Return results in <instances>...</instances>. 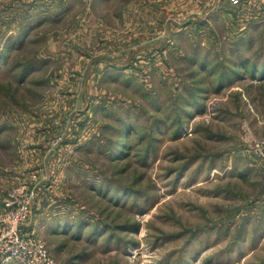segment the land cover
Segmentation results:
<instances>
[{"label":"rangeland","instance_id":"rangeland-1","mask_svg":"<svg viewBox=\"0 0 264 264\" xmlns=\"http://www.w3.org/2000/svg\"><path fill=\"white\" fill-rule=\"evenodd\" d=\"M238 1L0 0V52L31 28L0 68V211L34 194L26 231L56 264H264V78L247 69L264 4ZM123 186L119 204L98 193Z\"/></svg>","mask_w":264,"mask_h":264},{"label":"built area","instance_id":"built-area-1","mask_svg":"<svg viewBox=\"0 0 264 264\" xmlns=\"http://www.w3.org/2000/svg\"><path fill=\"white\" fill-rule=\"evenodd\" d=\"M231 2L239 4L238 0ZM257 147L262 149L264 142ZM29 198L34 201L36 196L31 194L28 197L26 190L12 191L3 203L0 211V264H56L46 245L26 231L32 210Z\"/></svg>","mask_w":264,"mask_h":264},{"label":"trees","instance_id":"trees-1","mask_svg":"<svg viewBox=\"0 0 264 264\" xmlns=\"http://www.w3.org/2000/svg\"><path fill=\"white\" fill-rule=\"evenodd\" d=\"M30 27L23 30V33L19 35L18 38L16 39H9L3 49L1 50L0 52V68L5 64L7 65L9 60H11L12 56L14 53H18L19 51H21L25 45V43L27 42L28 38L30 37ZM41 65L40 64H36V63H29L28 65L24 66L23 68H21V72L19 73V82H23L25 81L28 77H30V75H33L36 71L39 70V67ZM254 73V74H253ZM252 77L255 79V74L256 72H252ZM220 82H221V78H220ZM219 85H222V83ZM219 87V86H218ZM191 108V107H190ZM192 109H193V112L192 113H189L187 111L184 112V115H185V120H182L181 116L176 118L174 122H172L171 125V128L174 129V132H173V135H174V139H179L181 137V134L185 128V124H184V121L186 122L187 120L186 119H193L197 114L199 113H202L204 110L203 106L201 105V103H197V102H194L192 104ZM186 110V109H185ZM159 112L158 113H161L160 110H158ZM126 118H124L125 120L124 121H129L127 122V124L125 123L124 124V128H123V131L121 132L120 134V141H118L117 143L115 144H111L110 145V158H112V160L114 162H117L119 161L118 159L121 158L123 159V161H125L129 155H130V151H131V146H129V142L131 141L130 139V136L131 134H133V132L135 131V128L136 126L132 125L130 122V113H126ZM158 120V119H157ZM160 123H164V121L160 120L158 122H155L151 128H150V131L154 132L155 131V127L157 125H159ZM169 125V124H168ZM161 127V126H160ZM159 127V128H160ZM157 128V127H156ZM137 135H140V133H138ZM153 139L152 137V133L149 134ZM151 147H148L147 149H145V152L144 154L142 155V159L144 160H147L150 153H151ZM101 191V192H100ZM98 193L103 197V199H109L110 201L114 200L116 202V204H119L120 203V197L123 196L124 198L123 199H126L128 198V195H135V191L133 192V190L129 187H117V188H109V187H104V189H101ZM126 197V198H125ZM81 222L78 224H75L72 226V229H79L82 227V224ZM71 226V225H70ZM69 226V227H70ZM68 226L64 223L62 224H58L56 226V229H55V233H61L64 229V232L66 230ZM97 230V226H95L94 230ZM95 230V231H96Z\"/></svg>","mask_w":264,"mask_h":264},{"label":"crops","instance_id":"crops-1","mask_svg":"<svg viewBox=\"0 0 264 264\" xmlns=\"http://www.w3.org/2000/svg\"><path fill=\"white\" fill-rule=\"evenodd\" d=\"M252 1L254 2V0H252ZM262 3L264 4V0H262ZM229 15L231 16L230 13H229ZM247 69L250 70L251 72H256L255 79H253V80H258V79L264 78V62L261 64H255V63L251 62L248 64ZM262 81L264 83V79Z\"/></svg>","mask_w":264,"mask_h":264}]
</instances>
